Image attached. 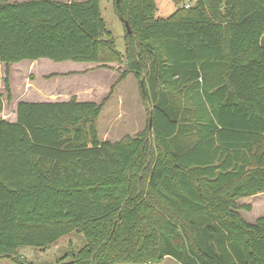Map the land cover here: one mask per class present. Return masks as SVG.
Masks as SVG:
<instances>
[{"label":"trees","instance_id":"trees-1","mask_svg":"<svg viewBox=\"0 0 264 264\" xmlns=\"http://www.w3.org/2000/svg\"><path fill=\"white\" fill-rule=\"evenodd\" d=\"M119 1L125 54L101 0H0V66L125 58L153 113L117 142L100 139L107 101L0 117V258L79 228L88 243L66 264H264V218L239 203L264 192V0H176L166 19L156 0Z\"/></svg>","mask_w":264,"mask_h":264},{"label":"rangeland","instance_id":"rangeland-1","mask_svg":"<svg viewBox=\"0 0 264 264\" xmlns=\"http://www.w3.org/2000/svg\"><path fill=\"white\" fill-rule=\"evenodd\" d=\"M28 0H9L25 2ZM57 1V0H56ZM60 2H83L86 0H58ZM156 18L166 19L176 12V0H156ZM194 3L191 5L193 6ZM190 5V4H185ZM102 16L107 31L116 42L117 51L126 53V29L121 19L116 0H101ZM9 73L11 99L6 91L5 78ZM128 71L125 58L122 61L100 63L54 62L48 59L31 62L22 61L9 66H0V117L11 118L16 105L22 101H67L71 99L91 100L104 104L100 115V138L117 142L127 137L134 138L148 127L151 104L143 99L141 81ZM133 183L136 177L131 179ZM250 204L251 211L241 210L242 218L254 223L264 218V192L239 200ZM88 243L85 233L72 228L66 235L46 247L20 246L16 261L0 258V264H66L74 260ZM21 261L20 263H17ZM127 264V263H123ZM153 264H181L166 257Z\"/></svg>","mask_w":264,"mask_h":264},{"label":"crops","instance_id":"crops-1","mask_svg":"<svg viewBox=\"0 0 264 264\" xmlns=\"http://www.w3.org/2000/svg\"><path fill=\"white\" fill-rule=\"evenodd\" d=\"M7 1H9V0H7ZM58 1V0H57ZM41 60H44V59H41ZM41 60H38V61H41ZM31 62H36V61H31ZM60 63H62V62H60ZM1 65H3V64H1ZM85 98V97H84ZM79 99V101H91V100H85V99ZM67 101H69V100H67ZM29 102V101H28ZM41 102H62V101H41ZM17 107H18V104L16 105V108H15V110H14V112H12V115H11V118H7L6 117V115H3L2 116V118H4V119H7V120H9V121H11V122H15L16 120H17ZM101 139V138H100ZM102 140V139H101ZM102 141H108V140H102ZM240 203V202H239Z\"/></svg>","mask_w":264,"mask_h":264},{"label":"water","instance_id":"water-1","mask_svg":"<svg viewBox=\"0 0 264 264\" xmlns=\"http://www.w3.org/2000/svg\"><path fill=\"white\" fill-rule=\"evenodd\" d=\"M119 2H120V1L117 0L118 5H120ZM125 25H126V27H127L128 32L131 33V28H130L129 23H128V22H125ZM141 86H142L143 94H144V96H145V89H144V82H143V81H141ZM149 129H150V130L153 129V113H152V112H151V115H150Z\"/></svg>","mask_w":264,"mask_h":264}]
</instances>
